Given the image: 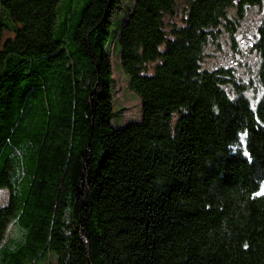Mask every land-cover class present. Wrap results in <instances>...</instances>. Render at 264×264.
Returning <instances> with one entry per match:
<instances>
[{"label":"trees","instance_id":"1","mask_svg":"<svg viewBox=\"0 0 264 264\" xmlns=\"http://www.w3.org/2000/svg\"><path fill=\"white\" fill-rule=\"evenodd\" d=\"M178 1L0 0V264H264V0ZM252 8L254 105L202 68Z\"/></svg>","mask_w":264,"mask_h":264},{"label":"rangeland","instance_id":"2","mask_svg":"<svg viewBox=\"0 0 264 264\" xmlns=\"http://www.w3.org/2000/svg\"><path fill=\"white\" fill-rule=\"evenodd\" d=\"M121 3L123 7H128L131 6L133 0H121ZM177 4L178 13L175 19L176 23L179 22L180 11L183 8L184 0H179ZM233 13V10L229 13L231 18H233ZM258 20L259 11L257 8H252L246 12L244 19L239 23L233 35L221 30L219 38L206 46L202 62L203 69L213 70L222 67L231 70L234 74L235 82L245 88L244 95L252 105L257 102L262 92L257 74L259 60L252 49V35H254ZM114 21H112V34L118 26L117 21ZM112 41L113 38H110V42ZM114 46L116 51L114 50L111 56L113 77L115 79L114 107L116 110H120L119 113L122 116L121 123L123 124L129 120L139 119L140 101L127 86V79L118 63L117 54H119V49L117 44ZM223 88L229 95H232L231 85L228 84ZM261 191L264 192V184L261 187ZM7 196L6 190L0 191V206L5 204Z\"/></svg>","mask_w":264,"mask_h":264}]
</instances>
